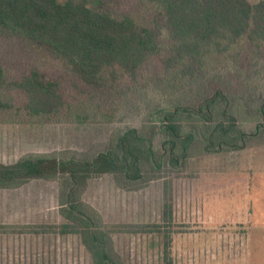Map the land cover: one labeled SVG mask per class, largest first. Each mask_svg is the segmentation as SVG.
<instances>
[{
	"label": "rangeland",
	"instance_id": "obj_1",
	"mask_svg": "<svg viewBox=\"0 0 264 264\" xmlns=\"http://www.w3.org/2000/svg\"><path fill=\"white\" fill-rule=\"evenodd\" d=\"M89 3L117 16H133L165 36L163 18L149 0ZM240 47V59H212L214 63L209 59L206 77L215 75L217 81L209 95L220 86L216 83L227 89L221 81L227 77L230 94L227 105L223 101L219 107L227 106L234 115L237 128L247 134L245 142L206 141L205 147L202 140L210 137L208 126L216 122L200 121L191 113L181 118L182 130H192L196 139L185 160L173 161V154L163 143L167 136L162 129V111L187 102L184 97L197 107L202 95L195 90V83H184L183 78H171L158 69L154 64L160 65L157 55L135 80L121 75L114 86L99 93L101 98L96 94L95 106H84L89 112L86 120L77 121L73 114L43 119L1 113L0 161L11 163L24 156L44 154L93 156L105 150L118 132L138 128L153 137L159 163L145 167L144 177L138 181L121 182L113 174L91 178L82 192L83 201L99 213L102 225L112 230L115 249L124 264H163L162 230L173 231L174 264H264V117L260 112L264 102V45ZM0 64L10 79L39 69L60 82L72 105L77 104L75 94L82 93L65 61L1 27ZM206 77L202 82L208 84ZM7 92L12 102L22 101L18 90ZM251 172L255 173L253 186L258 189L253 197L259 202L253 208L252 232L249 221H237L234 199L226 197L228 205L222 209L220 200L214 204L209 196L220 184L243 181V175ZM59 189V178L33 179L16 188H0V264H93L78 234L59 231L66 222L60 212ZM170 196L175 210L171 226L164 224L151 233L122 229V224L162 223L163 206ZM238 201L242 202L240 194Z\"/></svg>",
	"mask_w": 264,
	"mask_h": 264
},
{
	"label": "trees",
	"instance_id": "obj_2",
	"mask_svg": "<svg viewBox=\"0 0 264 264\" xmlns=\"http://www.w3.org/2000/svg\"><path fill=\"white\" fill-rule=\"evenodd\" d=\"M149 1L163 18L165 36L155 27L140 24L133 16H117L111 10L93 6L89 0H0V27L65 61L72 79L82 90L75 94L77 104L72 105L60 82L39 69L10 79L0 64V114L23 113L43 119L73 114L77 121L86 120L89 112L84 106H95L101 98L99 93L114 86L121 75L135 80L141 69L159 55L160 65L154 63L158 69L171 78H183L184 83H195V90L202 95L197 107L184 97L187 102L172 104L171 109L162 111V129L167 136L163 143L174 155L172 160H185L196 139L192 130H182L181 118L185 115L216 122L208 126L210 137L202 140L205 147L206 141L245 142L247 134L237 128L234 115L227 106L219 107L223 101L227 105L230 94L227 77L221 80L227 89L216 83L220 86L209 95L211 85L217 81L215 75L206 77L207 62L240 59L242 44L263 47L264 0ZM205 77L210 83L202 82ZM10 90L19 91V104L8 97ZM260 112L264 117V102ZM152 138L130 127L115 134L109 146L93 156L44 154L24 156L11 163L0 161V188H16L33 179L59 178L60 212L66 220L59 226L60 233L78 234L93 264H124L115 249L112 230L102 225L99 213L83 201L82 192L91 178L103 174H113L121 182L143 179L145 167L159 163ZM174 211L170 196L163 206L162 223L122 224V229L133 233L158 232L164 224L172 225ZM162 231L163 264H174L173 231Z\"/></svg>",
	"mask_w": 264,
	"mask_h": 264
},
{
	"label": "crops",
	"instance_id": "obj_3",
	"mask_svg": "<svg viewBox=\"0 0 264 264\" xmlns=\"http://www.w3.org/2000/svg\"><path fill=\"white\" fill-rule=\"evenodd\" d=\"M254 174L255 173L251 172L248 173V176L243 175V181L240 182H231L229 185L222 183L220 184V187H217L215 190L211 191V194H209V196H211V199H214L211 201L214 204L218 199L220 200V205H222L221 208L225 204L228 205L226 197H230V200L234 199L236 213L235 216L237 218V221H249L251 223L249 225L251 228V230L250 228L249 230L251 232L254 230L253 208L254 206L256 207V204H259V202H257V198L253 197L254 190H258L255 184L253 186ZM247 179H249V181ZM239 194L242 196V202L238 201ZM224 212H226V210Z\"/></svg>",
	"mask_w": 264,
	"mask_h": 264
}]
</instances>
